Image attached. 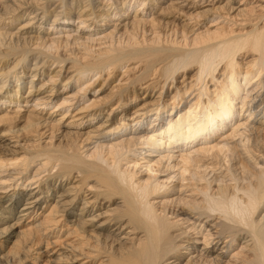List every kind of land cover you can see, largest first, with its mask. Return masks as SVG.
<instances>
[{
  "label": "bare ground",
  "instance_id": "6f19581e",
  "mask_svg": "<svg viewBox=\"0 0 264 264\" xmlns=\"http://www.w3.org/2000/svg\"><path fill=\"white\" fill-rule=\"evenodd\" d=\"M0 264H264V0H0Z\"/></svg>",
  "mask_w": 264,
  "mask_h": 264
},
{
  "label": "rangeland",
  "instance_id": "374dc122",
  "mask_svg": "<svg viewBox=\"0 0 264 264\" xmlns=\"http://www.w3.org/2000/svg\"><path fill=\"white\" fill-rule=\"evenodd\" d=\"M208 22V21H207ZM204 23V22H203ZM207 25H210V23H208ZM212 25V24H211ZM213 25H215V23L213 24Z\"/></svg>",
  "mask_w": 264,
  "mask_h": 264
}]
</instances>
